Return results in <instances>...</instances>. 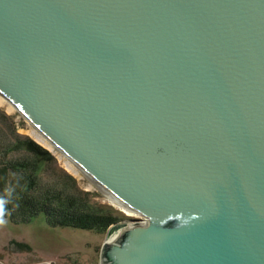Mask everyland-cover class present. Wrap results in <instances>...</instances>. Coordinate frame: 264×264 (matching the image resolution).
Listing matches in <instances>:
<instances>
[{
  "label": "water",
  "instance_id": "95a60500",
  "mask_svg": "<svg viewBox=\"0 0 264 264\" xmlns=\"http://www.w3.org/2000/svg\"><path fill=\"white\" fill-rule=\"evenodd\" d=\"M0 94L141 215L103 264H264V0H0Z\"/></svg>",
  "mask_w": 264,
  "mask_h": 264
},
{
  "label": "trees",
  "instance_id": "16d2710c",
  "mask_svg": "<svg viewBox=\"0 0 264 264\" xmlns=\"http://www.w3.org/2000/svg\"><path fill=\"white\" fill-rule=\"evenodd\" d=\"M0 198L7 200L4 219L14 224L30 223L44 214L52 227L106 233L121 220L114 209L96 202L94 194L79 184L53 152L20 133L1 109Z\"/></svg>",
  "mask_w": 264,
  "mask_h": 264
},
{
  "label": "rangeland",
  "instance_id": "374dc122",
  "mask_svg": "<svg viewBox=\"0 0 264 264\" xmlns=\"http://www.w3.org/2000/svg\"><path fill=\"white\" fill-rule=\"evenodd\" d=\"M0 98L5 100L0 103L1 111L13 119L20 133L31 136L53 152L59 163L79 184L94 194L96 202L114 209L121 219L128 216L122 206L112 201L82 167L76 166L68 155L41 135L7 98L1 94ZM40 135L45 139L41 140ZM106 238L107 232L99 233L70 226L52 227L44 214L27 224H14L4 219V223L0 224V264H103Z\"/></svg>",
  "mask_w": 264,
  "mask_h": 264
},
{
  "label": "bare ground",
  "instance_id": "6f19581e",
  "mask_svg": "<svg viewBox=\"0 0 264 264\" xmlns=\"http://www.w3.org/2000/svg\"><path fill=\"white\" fill-rule=\"evenodd\" d=\"M3 99L0 98V103H3ZM11 109H12V106L10 105ZM39 138L41 140L45 139L41 137V135L39 136ZM72 160V159H71ZM73 161V160H72ZM74 162V161H73ZM77 166V164H75ZM81 168V167H80ZM85 170V169H83ZM86 174L91 178L93 179L100 187H102V189H104V191L107 192V194L110 196L111 200L118 203L119 205L122 206V209L125 210L129 215H133V216H141L139 213L135 212V209L131 208V206L129 207V205L126 203L124 204L123 201H119L118 199L116 198H119L117 195H115L111 190H109L107 187H105L103 184H101L97 178H95L92 173L88 172L87 170H85Z\"/></svg>",
  "mask_w": 264,
  "mask_h": 264
},
{
  "label": "clouds",
  "instance_id": "9594fccd",
  "mask_svg": "<svg viewBox=\"0 0 264 264\" xmlns=\"http://www.w3.org/2000/svg\"><path fill=\"white\" fill-rule=\"evenodd\" d=\"M6 203H7V200L5 198H0V224L4 223Z\"/></svg>",
  "mask_w": 264,
  "mask_h": 264
}]
</instances>
